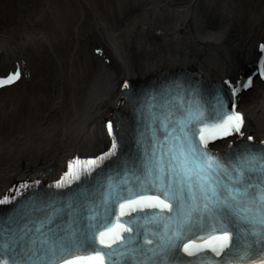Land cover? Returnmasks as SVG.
Masks as SVG:
<instances>
[{"label": "bare ground", "instance_id": "1", "mask_svg": "<svg viewBox=\"0 0 264 264\" xmlns=\"http://www.w3.org/2000/svg\"><path fill=\"white\" fill-rule=\"evenodd\" d=\"M261 39L264 0H0V72L18 62L27 75L0 90V194L103 144V114L131 71L181 61L229 75ZM241 107L264 134V83Z\"/></svg>", "mask_w": 264, "mask_h": 264}, {"label": "snow or ice", "instance_id": "2", "mask_svg": "<svg viewBox=\"0 0 264 264\" xmlns=\"http://www.w3.org/2000/svg\"><path fill=\"white\" fill-rule=\"evenodd\" d=\"M260 47L264 48V44ZM17 75L9 73L8 79H0V83L15 80ZM244 86H248L247 82ZM171 119L174 121L171 127H165L169 121L163 117L159 123L168 134L161 139L170 137L172 142L158 149L153 139L141 163L136 167L128 165L120 173L117 182L127 185V177H131V187L117 191L116 183L106 185L104 206L98 211L111 219L107 227L97 230L98 225L93 221L80 228L69 229L64 225L54 232L29 237L20 225L18 234L5 232L0 236V264L6 261L7 264H105L106 259L108 264H114L113 257L120 264H173V261L183 264L186 257L180 256V251L193 260L203 257L207 264H264V150L256 152L248 148L222 164L201 148L211 137L204 134L206 125L199 123L204 117L198 105L190 104ZM240 122L241 113L231 111L211 127L216 135H222L233 128L239 130ZM191 124L201 128L199 143L192 139L190 130H186ZM105 127H108L107 121ZM248 139L251 140V136ZM111 147L109 145V149ZM104 155L106 153H100L85 160L98 162ZM6 199L0 197V202ZM114 206L115 216H112ZM145 206L162 211L145 216L143 221L137 216L125 217L126 212ZM198 217L207 223H216L220 229L213 233L217 243L194 245L186 239L181 243L183 233L194 226L193 221ZM118 218H125L129 223L157 224L159 231L152 233L158 237L157 241L151 245L140 243L132 229ZM240 224L243 228L233 232L224 230ZM35 227L40 229L42 223L37 222ZM121 231L125 235L122 236ZM149 231L151 229H145V237ZM134 240L137 243L133 244ZM201 248L211 249L214 257L200 251ZM78 252H86V255L72 254Z\"/></svg>", "mask_w": 264, "mask_h": 264}]
</instances>
